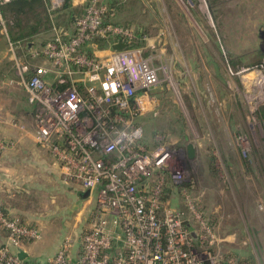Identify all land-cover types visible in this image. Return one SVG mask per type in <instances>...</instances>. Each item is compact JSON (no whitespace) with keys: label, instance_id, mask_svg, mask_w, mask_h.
<instances>
[{"label":"built area","instance_id":"built-area-1","mask_svg":"<svg viewBox=\"0 0 264 264\" xmlns=\"http://www.w3.org/2000/svg\"><path fill=\"white\" fill-rule=\"evenodd\" d=\"M11 1L0 0V35L13 76L8 83L25 92L33 139L51 156L63 183L92 202L76 237H65L41 264H248L221 246L227 238L201 216L192 190L182 187L189 176L184 148L179 153L163 136L154 138L153 148L143 143L138 118L152 109L151 91L165 73L156 54L147 52L152 46L146 35L116 24L110 0H68L67 6L49 0V38L14 41L1 11ZM65 9H77L68 26L56 19ZM118 43L123 48L113 49ZM250 73L246 99L262 109L264 66ZM249 128L235 138L243 157L252 135L264 145V121L253 120ZM5 147L0 141V150ZM167 182L180 188L182 208L162 200ZM254 202L263 213L264 203ZM0 229L7 233L0 264H31L12 249L38 241L39 231L1 209Z\"/></svg>","mask_w":264,"mask_h":264},{"label":"rangeland","instance_id":"rangeland-1","mask_svg":"<svg viewBox=\"0 0 264 264\" xmlns=\"http://www.w3.org/2000/svg\"><path fill=\"white\" fill-rule=\"evenodd\" d=\"M48 2L43 3L46 16ZM110 3L116 10L114 22L146 35V43L152 46L147 52L156 54L157 65L165 72H161L160 83L151 91L155 100L152 109L139 119L144 139L154 143L155 137L163 136L175 143L177 149L193 145L195 155L187 161L189 176L183 186L191 187L198 198L201 216L214 222L219 235L227 238L221 244L226 251L248 264H264V212L259 213L254 202L259 199L264 203V145L259 135L248 137L250 148L246 157L235 145L238 134L250 133L253 120L264 121V108H254L246 99L251 91L250 71L264 66L259 49V33L264 30V0H110ZM73 11L77 9H65L57 22L68 26ZM3 16L9 32L11 21ZM49 25L37 34L39 40L49 38ZM5 49V40L0 35L2 115L8 117L16 110L18 121L31 123V115H26L31 106L25 101V92L7 81L13 76ZM30 129L32 126L25 131ZM4 143L6 147L1 151L10 150L12 141ZM4 162L2 159L0 164ZM7 162L6 166L0 165L4 174L11 171ZM8 174L1 178V195L12 183ZM49 187L37 183L15 202L29 217L43 212L48 215L33 226L40 239L28 244L33 243L32 247L40 252L53 253L65 237H76L92 202L77 201V209L69 204V210L62 211ZM169 188L172 192L166 193V201L182 208L180 188Z\"/></svg>","mask_w":264,"mask_h":264},{"label":"crops","instance_id":"crops-1","mask_svg":"<svg viewBox=\"0 0 264 264\" xmlns=\"http://www.w3.org/2000/svg\"><path fill=\"white\" fill-rule=\"evenodd\" d=\"M9 79H12V77L8 78L7 81H9ZM9 85L15 86L14 84ZM30 108L31 107H29L30 111H28L26 115H31ZM2 111L3 107L0 104V141L4 142L10 140L12 141L13 145L10 150H0V161L2 159L5 160V162L0 165L6 166V161H9L7 163H10L11 171L9 174H7L12 177L13 180L9 189L7 188L5 193H3L2 195L0 194L3 198L6 199L5 201L2 200L0 197V203H6L9 200L16 201L17 196L14 195L15 193L26 194L30 191L32 187L36 186L37 183H40L42 186L47 185V188L48 186H50L49 188L52 189H50L51 192H53V195H55L54 199L57 200L58 205H60V209L62 211L64 209L69 210V204H73L74 208L77 209L76 202L81 201L84 195L79 196V194H77L78 192H80L78 188L68 186L63 183L60 177L59 170L53 163L51 156L48 154L47 151H40L41 148H39V146H37V144L35 143L31 132L32 129H30L29 132L25 131V129H29L32 126V116H30L31 123H22L20 120H17L19 119L18 111L14 110L12 112V115H9L8 117L2 115ZM20 117L23 116L21 115ZM8 152H11V154L9 155L10 157L6 156ZM7 174H4L3 170L0 169V193L2 192L1 178L4 177V175L6 176ZM39 174H42V177H40ZM38 178H40V181L38 180ZM37 180L39 182H37ZM21 207L16 208L10 206L8 210L12 216L17 217L18 219L20 218L26 224H33L35 226L39 225V222L43 218L48 216L46 213L43 212L41 214H36V217H29L23 212L24 208ZM1 234L2 233H0V243L4 242L6 238L5 235V238H2ZM32 244H28V242L24 243L21 248L27 254V257L24 259L25 262L31 264H41L45 262L47 259L52 257L57 250L56 248L53 253L40 252L39 250H37V248L34 249L32 247ZM73 250L75 253L77 248L75 247ZM12 251L15 253V249H12Z\"/></svg>","mask_w":264,"mask_h":264},{"label":"trees","instance_id":"trees-1","mask_svg":"<svg viewBox=\"0 0 264 264\" xmlns=\"http://www.w3.org/2000/svg\"><path fill=\"white\" fill-rule=\"evenodd\" d=\"M44 1H47V0H12L11 2H9L8 4H5L2 7L1 9L2 14L5 16H8L12 24V27L9 30V36L12 40L14 41L15 40H28L33 36L37 37V34H39L44 29H48L49 21L43 10ZM67 4H68V0H65V6H67ZM71 19H72V15H70L69 17V20ZM97 47L103 48L105 47V45L103 43L97 42ZM140 118H138V122ZM143 143L145 144L147 148H153L154 145L157 144L155 141L154 143L152 141L151 143L148 142L147 138L145 141H143ZM186 185L182 187L190 190L191 187H188ZM169 187H171L172 189L175 188L170 182L166 183L164 190H163V194H164L162 197L163 201L166 200V193L172 192L170 191L171 189ZM77 194H79V196H83L85 195V192L80 191ZM14 195L17 196L16 200H18L22 198L24 194L15 193ZM10 206L16 207V208L20 207V205H18L13 200H9L6 203H0V208L3 214L8 218H13L15 216H12L8 210ZM20 222L21 224H24V225H30V224H26L21 219H20ZM30 226H35V225L31 224ZM0 232L6 237L7 233L5 230L0 229ZM232 254L236 256L233 252Z\"/></svg>","mask_w":264,"mask_h":264},{"label":"water","instance_id":"water-1","mask_svg":"<svg viewBox=\"0 0 264 264\" xmlns=\"http://www.w3.org/2000/svg\"><path fill=\"white\" fill-rule=\"evenodd\" d=\"M262 32H264V30ZM121 48H123V45L121 43H118L113 46V49L115 50H120ZM184 150L185 152L183 151V149L179 150V153H186L188 159H192L194 157L195 149L192 144H186ZM15 255L19 260H24L27 257V254L21 248H15Z\"/></svg>","mask_w":264,"mask_h":264},{"label":"flooded vegetation","instance_id":"flooded-vegetation-1","mask_svg":"<svg viewBox=\"0 0 264 264\" xmlns=\"http://www.w3.org/2000/svg\"><path fill=\"white\" fill-rule=\"evenodd\" d=\"M259 39H260V42H261V45H260L259 49L263 53V56H264V32H260L259 33Z\"/></svg>","mask_w":264,"mask_h":264}]
</instances>
